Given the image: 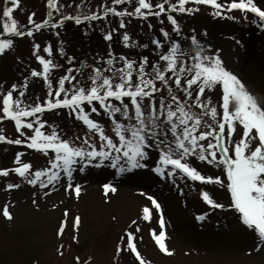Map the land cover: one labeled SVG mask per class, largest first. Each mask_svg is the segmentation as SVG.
Returning <instances> with one entry per match:
<instances>
[{"label": "snow or ice", "instance_id": "obj_1", "mask_svg": "<svg viewBox=\"0 0 264 264\" xmlns=\"http://www.w3.org/2000/svg\"><path fill=\"white\" fill-rule=\"evenodd\" d=\"M131 2L133 0H110L113 6L101 3L96 11H92L86 0H79L76 14L65 15L64 3L46 0L48 11L45 18L35 22L34 13H30L27 24L31 26L26 27L12 15L14 9L23 11L21 0H3L0 8V53L14 46V40L5 38L4 34L34 38V33L39 34L43 29L55 31L66 21L80 25L101 18L107 20L109 15H114L119 18L118 27L105 31L104 39L111 41L115 33L125 47L140 49H147L149 45L130 37L125 17L148 21L150 17L160 18L164 13L170 25V30L168 25L160 26L158 31L161 36L151 39L150 43L154 46L151 49L154 53L152 59L148 55L138 59L124 54L117 56L109 44L106 57H95V60L102 61L101 66L85 65L90 73L86 76L83 68L73 64L57 77L54 73L61 65L51 58L52 46H43L42 51L49 54V58H45L38 51L41 44L34 42L35 59L42 69L33 68L30 75L43 78L47 94L43 101L37 97L34 102H27L30 99L26 95L28 76L23 78V83H13L7 91L0 93V121L10 118L20 133L17 138L8 140L0 132V141L27 144L30 149L40 150L46 157V166L34 168L29 162H21L22 154L17 152L14 162L18 166L12 171L29 185L38 184L41 189L65 178L67 189L79 194L81 186L74 183L76 173L102 166L111 167L117 175L131 169L147 168L155 153L157 158L151 170L160 176L172 178L173 174L186 175L195 181L217 183L223 187L221 175L202 174L191 160L206 162L226 174V187L231 194L228 207L239 214L238 219L246 230L257 234L255 247H264V98L255 96L224 64L219 49L215 53L206 51L194 31L183 39L173 38V33L178 38L183 34L179 19L172 13L198 10L185 7L188 0H159L158 3L134 0L135 7L131 11L116 7ZM192 2L213 5L215 9L250 10L264 27V10L254 0H231L226 5L217 0ZM213 14L219 16L221 12ZM54 16L58 18L53 19ZM147 26L151 28L152 24ZM56 34L59 35L58 32ZM185 41H190V45ZM191 46H195L194 52ZM59 55L66 56L63 47L59 49ZM66 58L69 62L75 59L72 56ZM117 64L120 66L117 67ZM74 71L80 75H74ZM60 108L80 122L85 129L82 138H70L56 124L42 119L45 111ZM101 117L106 119L102 121ZM46 125L48 131L44 130ZM22 126L32 132L26 139L20 138L26 135L21 131ZM8 173V168H0V174L6 176ZM17 187L18 184H5L7 189ZM102 187L105 193L116 191L111 183H104ZM201 195L207 204L215 208L224 207L216 203L207 191H202ZM149 199L159 210L157 200L151 196ZM2 214L7 219L13 218L8 204L2 206ZM149 216L150 210L146 206L143 218L148 220ZM196 219L204 220L205 215H198ZM79 223L77 216L73 227ZM159 225L158 233H152L153 239L161 251L168 253L171 250L165 246L162 215ZM63 230L62 222L60 232ZM136 231H139V226ZM125 232L126 250L135 254L139 264H145L133 242L134 233L128 229ZM116 251H122L120 245ZM76 259L79 260V257Z\"/></svg>", "mask_w": 264, "mask_h": 264}, {"label": "rangeland", "instance_id": "obj_2", "mask_svg": "<svg viewBox=\"0 0 264 264\" xmlns=\"http://www.w3.org/2000/svg\"><path fill=\"white\" fill-rule=\"evenodd\" d=\"M59 2L65 4V15L76 14L79 0ZM86 2L92 11H96L101 3L113 6L110 0ZM151 2L158 3L159 0ZM217 2L226 5L231 0ZM254 3L264 10V0H254ZM2 6L3 0H0V8ZM20 7L23 11L14 9L12 15L26 27L31 26L27 24L30 13H34L33 20L38 22L45 18L48 11L46 0H21ZM116 7L131 11L135 3L133 0ZM185 7L198 10L193 13H172L179 19L183 34L178 38L173 33V38L183 39L194 31L206 51L215 53L219 49L224 64L238 75L255 96L264 98V27H261L258 16L256 18L248 11L228 10L226 7L215 9L213 5L196 4L192 0H188ZM215 11H220L221 15L213 16ZM118 19L109 15L107 20L101 18L80 25L66 21L55 31L43 29L39 34L34 33V38L4 34L5 38L14 40V46L0 53V93L7 91L13 83H23V78L28 76L26 95L30 99L27 102H34L37 97L43 101L47 94L43 78L30 75L33 68L38 71L42 69L35 59L34 42L41 44L38 51L45 58H49V54L42 51L43 46H52L51 58L61 65L55 70L57 77L73 64L83 68L86 76L90 73L85 65L101 66L102 61L95 60V57H106L109 44L117 56L124 54L138 59L148 55L152 59L154 53L151 49L154 46L150 43L151 39L161 36L158 31L160 26L168 25L170 30L164 13L160 18L150 17L148 21L139 17H125L130 37L138 43L149 45L147 49L125 47L115 33L111 41L104 39L105 31L118 27ZM148 23L152 24L151 28L147 26ZM185 43L190 45V41ZM208 45L211 47L207 48ZM61 47L64 48L65 57L59 55ZM191 47L194 52L195 46ZM67 56L75 59L69 62ZM73 74L80 75L75 71ZM42 119L56 124L70 138L83 137L85 129H82L80 122L62 108L45 111ZM105 119L101 117L102 121ZM44 130H49L47 125ZM21 131L26 134L21 139L32 134L23 126ZM0 132L8 140L20 136L10 118L0 121ZM25 146L0 141V168L9 169L8 175L0 174V264H139L135 254L126 250L125 229L134 233L133 242L145 264H264V247H255L257 234L246 230L238 219L239 214L228 207L231 194L226 187V174H222L214 165L191 160L202 174L221 175L223 187L217 183L195 181L186 175L162 177L151 170L157 158L153 153L147 168L131 169L117 175L111 167L102 166L76 173L74 183L81 186L77 194L67 189L65 178L41 189L38 184L29 185L13 172L12 169L18 166L14 162L17 152L22 154L21 162H29L34 168L46 166V157L40 150L31 151ZM6 183L18 184L19 187L7 189ZM104 183H111L116 191L105 193L102 187ZM202 191H207L216 203L224 207L215 208L207 204ZM150 196L160 204L159 210L152 205ZM4 204L9 205L12 219L3 216ZM146 206L150 210L148 220L143 218ZM201 214L205 215V219H196ZM161 215L166 233L165 246L171 250L168 253L160 250L152 235L153 231H159ZM77 216L80 223L73 227ZM62 222L64 230L60 232ZM137 226L139 231H136ZM118 245L122 248L119 253L116 251Z\"/></svg>", "mask_w": 264, "mask_h": 264}]
</instances>
